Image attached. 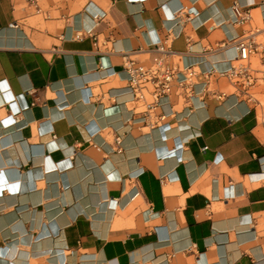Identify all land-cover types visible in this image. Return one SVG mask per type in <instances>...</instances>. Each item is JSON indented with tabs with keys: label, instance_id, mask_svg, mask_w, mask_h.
I'll return each mask as SVG.
<instances>
[{
	"label": "crops",
	"instance_id": "1",
	"mask_svg": "<svg viewBox=\"0 0 264 264\" xmlns=\"http://www.w3.org/2000/svg\"><path fill=\"white\" fill-rule=\"evenodd\" d=\"M262 21L264 0H0V264H264V123L219 75ZM157 44L183 82L147 106L126 62Z\"/></svg>",
	"mask_w": 264,
	"mask_h": 264
},
{
	"label": "built area",
	"instance_id": "2",
	"mask_svg": "<svg viewBox=\"0 0 264 264\" xmlns=\"http://www.w3.org/2000/svg\"><path fill=\"white\" fill-rule=\"evenodd\" d=\"M249 18L248 12L238 13V22H245ZM234 42L238 50L232 66L219 73L225 77L232 87V92L252 104L259 120L264 123V21L254 25L244 34L235 37ZM155 54L148 65L128 60L126 66L129 72V83L134 98L146 100L150 106L158 102L159 97L168 95L174 81L183 82L176 78L177 69L167 60V51L162 45H154ZM193 71L186 73L188 82L192 81ZM208 88V81L201 89ZM217 98L226 94L224 91L213 93Z\"/></svg>",
	"mask_w": 264,
	"mask_h": 264
},
{
	"label": "rangeland",
	"instance_id": "3",
	"mask_svg": "<svg viewBox=\"0 0 264 264\" xmlns=\"http://www.w3.org/2000/svg\"><path fill=\"white\" fill-rule=\"evenodd\" d=\"M260 26H261V24H260Z\"/></svg>",
	"mask_w": 264,
	"mask_h": 264
}]
</instances>
